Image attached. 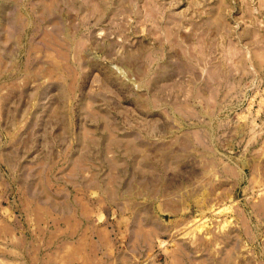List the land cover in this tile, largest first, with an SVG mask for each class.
Instances as JSON below:
<instances>
[{"label": "rangeland", "instance_id": "1", "mask_svg": "<svg viewBox=\"0 0 264 264\" xmlns=\"http://www.w3.org/2000/svg\"><path fill=\"white\" fill-rule=\"evenodd\" d=\"M0 264H264V0H0Z\"/></svg>", "mask_w": 264, "mask_h": 264}]
</instances>
